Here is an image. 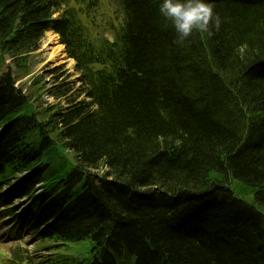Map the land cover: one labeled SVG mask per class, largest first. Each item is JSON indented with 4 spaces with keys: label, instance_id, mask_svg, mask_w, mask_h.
Wrapping results in <instances>:
<instances>
[{
    "label": "trees",
    "instance_id": "trees-1",
    "mask_svg": "<svg viewBox=\"0 0 264 264\" xmlns=\"http://www.w3.org/2000/svg\"><path fill=\"white\" fill-rule=\"evenodd\" d=\"M83 1L0 0V58L38 50L52 31L81 83L76 98L54 86L67 106L38 119L18 78L0 72V183L34 169L8 202L44 182L38 210L28 211L38 239L93 238L86 264H122L116 253L128 264H264V0H209L219 30L183 45L158 0H124L127 21L113 42L81 15ZM24 60L15 63L23 71ZM210 182L221 193L200 194Z\"/></svg>",
    "mask_w": 264,
    "mask_h": 264
},
{
    "label": "rangeland",
    "instance_id": "rangeland-1",
    "mask_svg": "<svg viewBox=\"0 0 264 264\" xmlns=\"http://www.w3.org/2000/svg\"><path fill=\"white\" fill-rule=\"evenodd\" d=\"M99 1L100 18L104 22L109 21L106 15L109 11L120 10V5L116 0ZM61 14L62 13L56 14L54 18H59ZM101 19H99V21ZM108 34L109 36L112 35L110 32ZM26 57L27 63L26 60H24L23 65H21L25 67L23 71L21 68L15 65V63L18 64V62H16L17 60L21 62V58ZM0 60L3 62L0 68L1 74L12 71V73L17 76L18 79H16L15 82L16 86L23 89L26 95L31 98L33 103L36 105L37 112H41L43 109L48 108L58 112L59 110L63 109V107L67 106L64 99H57L55 96L50 94L54 86L67 84L66 86L72 89V97L76 98L78 96L81 83L79 82L80 75L76 71L75 67L76 62L74 59L68 57L64 45L60 43L59 36L52 31H47V33H45L43 39L39 43L38 50L30 54H23L15 57L3 55ZM23 72H25V75H23ZM79 99L85 100L86 97L83 95L80 96ZM42 118H44L43 113H40V119ZM107 171L108 169L103 166V169H100L99 174L103 175ZM228 185L239 198L243 200H250L252 198V196L249 194V190L240 184H237L235 181L229 180ZM1 228H5V226L2 225ZM18 233L19 225L11 230L10 235L15 237L18 235ZM28 239H30V236ZM30 242H27V244H24V246L29 245L30 247ZM54 242V240H47L45 243L51 245ZM68 244V248L66 250L64 249L65 252H63L76 257H85L90 251L91 247L90 240L83 242H69ZM13 249L14 247L9 245L4 246L0 244V264H3L4 259L6 258L4 255L5 252L7 254H11Z\"/></svg>",
    "mask_w": 264,
    "mask_h": 264
},
{
    "label": "clouds",
    "instance_id": "clouds-1",
    "mask_svg": "<svg viewBox=\"0 0 264 264\" xmlns=\"http://www.w3.org/2000/svg\"><path fill=\"white\" fill-rule=\"evenodd\" d=\"M158 11L164 21L170 22L180 45L194 33L211 36L212 28L219 30L221 26L209 0H158Z\"/></svg>",
    "mask_w": 264,
    "mask_h": 264
},
{
    "label": "bare ground",
    "instance_id": "bare-ground-1",
    "mask_svg": "<svg viewBox=\"0 0 264 264\" xmlns=\"http://www.w3.org/2000/svg\"><path fill=\"white\" fill-rule=\"evenodd\" d=\"M40 113L42 114L43 113V110L41 112H38L37 113L36 117L38 119H40ZM3 127L4 126H0V139L1 140H2V134H3ZM31 128L34 130L35 127L32 126ZM24 132H28V130H26ZM18 149L21 151V153H22L23 156H26L27 155L26 148L24 146H21V144L18 145ZM48 150H49V151H47L48 153H51V152L54 151V150H51V147ZM33 164H34V168H36V166L39 164V162L38 161H34ZM33 170L34 169H31L29 172L31 173V171H33ZM230 179H232V177ZM222 185L223 184L218 183V182H211L208 185V187H209V190L208 191H206V192H200L199 191V193L206 195V194L212 193L210 191H215V190H217V192L221 193V191H222L221 190ZM72 192H73V195L76 196L80 192V188L76 186L75 188H72ZM244 201L247 202V203H245V205H247V204H254L253 198H251L250 200H244ZM236 206L240 208L239 205L236 204ZM262 214L264 215V212ZM248 215L251 218H253L252 215H250V214H248ZM25 219H27V218L26 217H22V216L19 217V220L24 221ZM6 228L7 229H10L9 226H6ZM52 240L55 241L53 244L48 245L46 243L43 246V248H42L43 251L41 253V256H42L43 260H46L48 257H51V259H52L51 262L52 263L54 262L56 264H62V263H59V261L57 260V257H58V255L62 256V255L68 254V253H64L65 252L64 249L66 250L68 248V246H69L68 243L69 242L61 241V239H58V237H55V239H52ZM86 240H90V242H91L90 251L88 252V254L85 257H78V256L76 257V256L73 255L74 257H76V259H75V262H77L76 264H86L87 263V259H89L90 254H92V252L94 254L95 251H96V249H97V247H96L97 246V241H95L93 238L82 239V240H80L78 242H83V241H86ZM55 252H57V253H55ZM116 255H118V257L120 258L119 260L121 261L122 264H128L127 263L128 261L126 260V256L123 253H120V254L116 253ZM42 264H44V263H42ZM68 264H73V262L70 260L68 262ZM96 264H102V261L101 260H98L96 262Z\"/></svg>",
    "mask_w": 264,
    "mask_h": 264
}]
</instances>
